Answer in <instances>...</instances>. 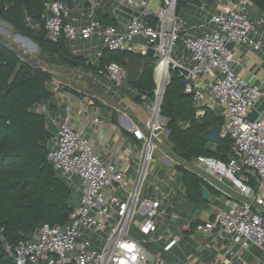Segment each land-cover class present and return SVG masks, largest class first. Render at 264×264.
<instances>
[{
	"label": "built area",
	"instance_id": "1",
	"mask_svg": "<svg viewBox=\"0 0 264 264\" xmlns=\"http://www.w3.org/2000/svg\"><path fill=\"white\" fill-rule=\"evenodd\" d=\"M151 1L86 0L76 10L60 2L45 5L44 29L51 41L64 38L75 54L92 55V64L101 48L142 54L151 49L158 60L154 82L164 61L166 80L160 95L155 90L150 118L129 130L114 161L102 160L69 120L53 123L55 140L47 160L69 185L80 179L79 201L67 223L45 224L32 239L6 245L16 264H234V259L247 264L242 254L251 247L264 255V122L247 120L264 101V87L250 84L233 68L237 47L260 48L249 36L256 25L264 27V16L253 23L248 0H197L201 34L180 37L177 0H159L155 10ZM100 7L118 21L116 26L95 20ZM179 40L188 56L178 55ZM174 66L189 71L185 88L196 116L204 108L221 115L218 137L232 140L234 157L226 163L204 156L184 162L169 149L160 160L170 170L155 176V155L168 137L159 107ZM93 76L89 72L84 79H94L91 84L101 89L104 85ZM96 76L119 89L125 72L110 64L97 69ZM177 167L214 189L206 210L188 209ZM249 179L256 182V192Z\"/></svg>",
	"mask_w": 264,
	"mask_h": 264
},
{
	"label": "trees",
	"instance_id": "2",
	"mask_svg": "<svg viewBox=\"0 0 264 264\" xmlns=\"http://www.w3.org/2000/svg\"><path fill=\"white\" fill-rule=\"evenodd\" d=\"M85 1L0 0V21L32 41L45 63L81 69L95 75L97 69L117 64L125 72L119 94L136 104L154 101L156 58L138 52L101 48L100 58L92 64L87 56L75 54L64 38L48 39L43 21L45 5L60 2L76 10L83 7ZM204 1L212 3V0ZM248 1L264 14V0ZM197 4V0L176 1L175 11L183 22L180 37L191 30L192 22L202 21ZM191 9H196L192 17L188 15ZM95 20L111 26L118 22L103 7L95 12ZM176 47L177 53L181 52L180 57L188 56L181 40L177 41ZM52 79L50 72L25 59L0 39V264H16L13 255L6 251V245L14 246L21 240L32 239L45 224L67 223L79 201V191H75L73 185H69L47 160L50 140L55 132L51 115L58 109ZM186 84L180 74L169 69V81L164 88L159 112L168 122L167 142L171 145L172 154L184 162L199 156L228 162L234 157L232 140L218 137L215 144H209L204 137L209 128L222 125L221 115L204 108L202 115L197 117L192 94L187 93ZM45 142H48L47 148L43 147ZM176 169L178 182L189 205L206 207L208 202L203 201L202 188L209 195L214 193V189L202 177L183 167ZM249 184L256 192V182L249 179Z\"/></svg>",
	"mask_w": 264,
	"mask_h": 264
},
{
	"label": "crops",
	"instance_id": "3",
	"mask_svg": "<svg viewBox=\"0 0 264 264\" xmlns=\"http://www.w3.org/2000/svg\"><path fill=\"white\" fill-rule=\"evenodd\" d=\"M192 7L194 8V6ZM250 7L249 17L251 21L256 22L264 16L256 8ZM194 10H189L188 15L194 16V12H196ZM202 24L203 22L198 20L192 22V25L189 26L191 30L188 33L200 36ZM249 39L253 43L258 44L260 42V48L254 49L251 45L237 47L233 51V68L250 84L264 87V27L256 25L255 32L250 34ZM87 57L91 63L94 61L92 55ZM92 78L104 86L99 90L95 86L89 90L86 85L84 86V82L71 81L72 79L69 78L64 79L68 88H62L58 91L52 89L55 92L58 109L55 114L51 115V119L53 123L57 120H69L74 129L91 142L102 160L111 159L114 161L119 143L129 136V130L133 126L144 124L150 118L153 101L146 100L143 104H136L127 96L120 95L118 89H115L107 79L97 77L95 74ZM261 102L263 101H259L255 107ZM95 119H97L96 122ZM259 119L264 122V112ZM55 132L50 140L51 147L54 146ZM73 186L79 191L75 181ZM201 208L206 210L207 206L194 208L189 205L188 207L193 212ZM237 249L238 247L235 246L234 251ZM242 258L247 264H264L263 253L254 247L243 252ZM233 262L237 264L236 259Z\"/></svg>",
	"mask_w": 264,
	"mask_h": 264
},
{
	"label": "rangeland",
	"instance_id": "4",
	"mask_svg": "<svg viewBox=\"0 0 264 264\" xmlns=\"http://www.w3.org/2000/svg\"><path fill=\"white\" fill-rule=\"evenodd\" d=\"M159 0H152L151 1V8L155 10L158 7ZM250 6H248V11ZM252 12L250 13L251 16ZM253 22V21H252ZM255 23V22H253ZM257 28V27H256ZM0 39L3 40L6 44H8L11 48L16 50L21 54L22 57L25 59H29L48 72H50L53 76L52 79V89L54 91H58L62 88H68L67 82L64 81V79H69L71 78V81H82L84 82V86L89 90H92L94 86L91 84L93 80L91 79H84L86 78L85 75L88 73L86 71H83L81 69H70L68 67L60 66V65H49L44 62L43 55L41 54L40 50L38 48H34L32 43H30L28 40H26L23 36H20L19 34L15 33L13 30L10 29V27L6 26L2 22H0ZM32 42V41H31ZM178 47V44H177ZM181 54V52L178 51V55ZM71 73V74H68ZM155 81H159V75L156 74L155 76ZM114 87V86H113ZM72 88V87H71ZM98 89V88H97ZM116 89V88H115ZM158 89V88H157ZM99 90V89H98ZM83 93V92H82ZM85 93V90H84ZM171 148V145L167 142V140H164L161 146L159 147L158 152L155 155V160H154V166L156 167V170L153 175L155 176H160L162 175L161 169L164 171L168 172L170 169L169 167L161 162V158L165 156L166 152ZM153 177H149L148 181ZM75 184H78V188H81V181L78 177L74 178ZM74 185V183H73ZM75 191L77 189L75 186H73ZM76 193V192H75Z\"/></svg>",
	"mask_w": 264,
	"mask_h": 264
},
{
	"label": "water",
	"instance_id": "5",
	"mask_svg": "<svg viewBox=\"0 0 264 264\" xmlns=\"http://www.w3.org/2000/svg\"><path fill=\"white\" fill-rule=\"evenodd\" d=\"M2 22L3 24H5L6 26L10 27L6 22H3V21H0ZM26 40H28L30 43H32L33 47L34 48H37V46L31 42L28 38H25ZM232 47L233 45L232 44H227L226 45V48L228 50H232ZM146 55L150 58H154V52L149 49L147 52H146ZM172 70L175 72V73H178L180 74V76H182L183 78H186L188 76V73L189 71L185 68H182V67H178V66H174L172 68ZM164 92V91H163ZM189 93V92H187ZM161 104V102H160ZM264 112V101L261 102L257 107H255L254 109H252V111L249 113L248 117H247V120L249 122H254L256 121L257 119H259L260 115ZM162 118V117H161ZM163 120V123L165 124V126H167V120L165 118H162ZM219 125H216V126H213L211 128H209L205 133H204V137H205V140L207 143L209 144H215L217 139H218V133H219ZM165 134L168 136V130L166 129L165 130ZM47 145H48V142H45L43 144V147L44 148H47ZM208 196H209V193L207 192V190L205 188H202V198H203V201L205 203H207L208 201Z\"/></svg>",
	"mask_w": 264,
	"mask_h": 264
},
{
	"label": "bare ground",
	"instance_id": "6",
	"mask_svg": "<svg viewBox=\"0 0 264 264\" xmlns=\"http://www.w3.org/2000/svg\"><path fill=\"white\" fill-rule=\"evenodd\" d=\"M165 62V61H164ZM163 62V67L161 69V72L158 71V75H159V81H157L156 83V88H158V95H160L162 93L164 84H165V80H166V75H165V63ZM160 69V67H159Z\"/></svg>",
	"mask_w": 264,
	"mask_h": 264
}]
</instances>
